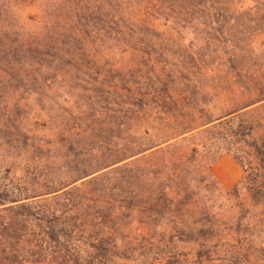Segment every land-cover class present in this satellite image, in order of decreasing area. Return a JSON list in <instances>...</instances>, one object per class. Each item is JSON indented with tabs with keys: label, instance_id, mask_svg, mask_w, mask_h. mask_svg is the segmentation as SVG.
Returning a JSON list of instances; mask_svg holds the SVG:
<instances>
[{
	"label": "trees",
	"instance_id": "1",
	"mask_svg": "<svg viewBox=\"0 0 264 264\" xmlns=\"http://www.w3.org/2000/svg\"><path fill=\"white\" fill-rule=\"evenodd\" d=\"M48 1L27 24L20 0H0L9 92L48 90L79 64L129 51L133 65L109 72L105 124L93 114L58 134L45 118L41 190L0 189V264H237L235 253L260 249L245 237L247 207H264V0ZM161 20L200 31L204 58L139 62ZM215 101L218 116L208 109ZM224 153L243 173L230 191L212 175ZM60 163L64 177L49 171ZM202 192L227 203L221 214Z\"/></svg>",
	"mask_w": 264,
	"mask_h": 264
},
{
	"label": "rangeland",
	"instance_id": "2",
	"mask_svg": "<svg viewBox=\"0 0 264 264\" xmlns=\"http://www.w3.org/2000/svg\"><path fill=\"white\" fill-rule=\"evenodd\" d=\"M47 1L20 0L19 16L22 17L23 23L30 24V21L39 20ZM157 24V30L152 34L158 41L154 47L138 48L136 55L141 57L139 62L148 60L146 54H150L153 60L158 62L162 56H167L169 60L166 65L173 66H178L179 62H191L190 56L194 53H197V59L200 56L204 58L203 45L198 43L203 36L200 31L165 26L163 20ZM131 54L132 51H129V54L117 56L116 61L99 59L94 64H79L76 69L71 68L68 75L63 74L50 80L47 83L50 89L32 94L9 92V80L6 79L8 77L0 75V189L11 187L20 191L27 189L29 192L41 190L42 180L47 173V162L36 148L46 135L44 123L49 121L44 122L45 118H53V122L58 126V134L64 129L91 124L94 121L93 114H101L100 121L105 124L113 106L110 92L114 91L115 86L111 89L109 87L116 84L109 72L115 68L132 66ZM115 103H118V100ZM208 109L211 114L218 116L223 106L215 101ZM26 133L34 136L32 141L26 142L23 138ZM61 166L62 163L55 166L50 164L51 169L48 170L56 176L64 177L68 174V169ZM212 175L223 190L230 191L240 181L243 173L231 156L224 153L212 167ZM222 180H225V184ZM201 195L210 201L206 206L215 215L223 212L219 208L221 205H227L215 192H202ZM247 208L250 230L245 238L254 242L260 249L246 248L245 252L235 253L233 260L237 264H247V261L248 264H264V207L249 205ZM240 211V208H236L234 212L238 215ZM244 236L241 234L240 238ZM236 245L239 247V244ZM177 247L176 251L181 253H188L191 249L188 245ZM188 262L189 260L183 257L180 264H189ZM218 264L228 262L221 261Z\"/></svg>",
	"mask_w": 264,
	"mask_h": 264
},
{
	"label": "crops",
	"instance_id": "3",
	"mask_svg": "<svg viewBox=\"0 0 264 264\" xmlns=\"http://www.w3.org/2000/svg\"><path fill=\"white\" fill-rule=\"evenodd\" d=\"M222 182H223V184H225V180H224V181L222 180ZM230 184H231V183H230Z\"/></svg>",
	"mask_w": 264,
	"mask_h": 264
}]
</instances>
